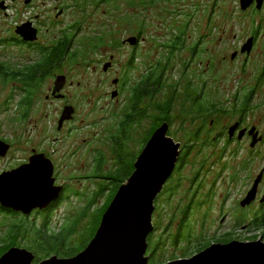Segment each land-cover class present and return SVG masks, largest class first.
Instances as JSON below:
<instances>
[{
    "label": "flooded vegetation",
    "instance_id": "1",
    "mask_svg": "<svg viewBox=\"0 0 264 264\" xmlns=\"http://www.w3.org/2000/svg\"><path fill=\"white\" fill-rule=\"evenodd\" d=\"M202 1L0 0V53L8 49L19 60L20 56L24 60L22 65L17 62V68L1 62L0 79L17 84L25 92L22 103L27 100L31 105L36 91L53 79L47 101L63 103L56 136L52 138L50 133L45 134L41 148H32L17 164L0 172L4 174L16 170L29 164L33 157L43 155L53 165L54 186L61 189L59 200L44 210H34L30 215L0 205V215L7 214L22 226L25 221L30 223V219L42 218L45 222L40 228L34 227V223L30 224L36 232L43 229L48 231V217L68 197L67 181L99 179L110 181V185L115 187L122 177L130 179L138 158L156 132L165 126L168 128L167 137L180 145V156L174 173L156 203L167 194L170 197L171 192L175 191L171 185L176 175L188 164L189 156L197 150L202 153L211 146L209 142L202 141L204 139L212 138L211 148L219 144V150L227 154H236L237 148L240 149L244 142L252 152H259L264 145V129L252 121L261 114L264 119V0H253L246 8L239 0L236 12L230 11L228 4L221 0ZM100 11L103 17H116L118 22H97ZM198 13L202 14L199 19L196 18ZM73 14L77 18L66 22ZM22 15L25 21L21 22ZM234 16L240 22V34L229 35L218 22H231ZM10 19L12 22H7ZM29 25L37 33L34 42H27L20 35V29ZM154 26H157V32L151 31ZM123 33L125 37L121 36ZM229 41L233 46L228 45ZM62 50H66V53H62ZM76 65L99 76L98 81L91 84L94 88L82 81L76 83L70 80L68 71ZM233 66L238 68L237 75L240 77L235 92L228 91L225 79L222 80V76L227 75L228 67L231 69ZM36 70L41 72V83H37ZM76 84L78 90L86 88L97 91L108 86L107 96L111 101L106 107V114L117 124L115 130L107 131V137L113 143L116 169L105 172L107 155L96 150L90 176L71 177L62 183L59 149L67 128L71 133L75 131L70 124L77 117V108L67 91L73 90ZM122 97L125 99L123 109L119 107ZM63 118L65 120L61 123ZM177 120L183 121L184 127L189 128L181 136L183 140L173 133ZM148 121L152 122L150 129L145 128ZM93 124H98V121L93 120ZM136 126H142L144 137L138 155L129 156L128 144ZM5 142L13 147L8 141ZM34 142L33 137L27 141L28 144ZM67 157L64 156L63 161ZM76 172L83 174L84 171ZM103 173L107 177L101 176ZM261 186H264V177L259 193ZM192 208H185L183 218L190 214ZM239 222L240 215L235 223L239 226ZM181 224L174 236L175 243L176 238H179V243L186 240L183 236L187 228H182L186 224L183 221ZM188 229L190 238L193 232L191 227ZM232 242H240L238 232L223 237L218 235L199 246L211 247ZM195 253L198 254L197 251ZM197 254L186 255L172 262L190 259ZM36 258L34 263L39 264Z\"/></svg>",
    "mask_w": 264,
    "mask_h": 264
},
{
    "label": "rangeland",
    "instance_id": "2",
    "mask_svg": "<svg viewBox=\"0 0 264 264\" xmlns=\"http://www.w3.org/2000/svg\"><path fill=\"white\" fill-rule=\"evenodd\" d=\"M221 1L228 4L230 11H237L239 0ZM196 2L202 3L203 1L196 0ZM99 15L97 22H118L116 17H103L102 11L99 12ZM201 17V13L196 16L197 19ZM76 18L77 15L73 14L66 19V22H71ZM217 18L219 19L220 16ZM22 21H25L24 17ZM7 22H12V19ZM154 23L155 25L158 24V22ZM218 23L224 31H227V34H240V22L236 21L235 16L231 22ZM151 31L157 32V26L151 28ZM121 36L125 37V33ZM228 45L233 46L232 41H229ZM228 50H232V48H228ZM0 54V63L4 62L17 68L18 64L22 65L24 62L22 56L19 60L8 49ZM2 56L4 58H1ZM35 57L38 59V54ZM233 67L231 69L228 67L227 75L222 76V80L225 79L224 83H226L228 91L235 92V86L240 77L237 75L239 74L238 68ZM68 73L71 77L70 80H74L76 83L82 81L90 87L94 86L91 84L96 83L99 77L91 70L88 71L79 65L74 66ZM53 82V79H49L41 90L36 91L34 103L30 110H27L22 103L25 92L17 84L6 83L0 79V139L13 145L7 156L0 159V172L17 164L26 156L27 152H31L32 148H41L42 143L45 142L43 141L46 138L45 134L50 133L52 138L56 136L57 126L63 114V103L47 101V96H50L49 89L52 88ZM85 89L78 90L76 84L73 90L67 91L69 99L77 108V114H75L77 117L75 122L70 124V127L75 128V131L71 133L67 128L66 133L62 136L64 142L59 149L61 153L58 161L59 168L63 172L62 183L71 177L90 176L93 172L96 150L103 151L107 155L108 162L105 172L116 169L112 153L113 143L107 137V131L115 130L117 124L110 120L109 114H106V107L111 101V98L107 96L108 86L97 91ZM121 99L119 107L123 109L125 99L124 97ZM93 120H97L98 124H93ZM252 122L264 129L262 114L258 115L257 119ZM183 123V121L177 120L173 125V133L181 140H183L181 136L189 130L188 126L185 128ZM151 124L152 122L148 121L145 128L150 129ZM65 134L68 135V138H65L67 137ZM131 136L133 138L128 144L127 155L135 156L140 152L141 141L144 137L142 126L134 127ZM31 137L35 138V142L28 144L27 141ZM48 140L50 143V139ZM202 141L209 142V145L212 146V138ZM211 146H208L202 153L197 150L189 156L188 164L176 175L175 181L171 185L175 191L171 192L170 197L167 194L156 203L153 219L156 232L154 231L152 235L147 255L155 256L160 263L166 262L167 264V262L183 258L186 255H193L200 244L204 241H210L218 235L223 237L228 233L238 232L240 242H249L257 236L260 238L256 241L264 242V239L261 238L263 232L254 231L255 226H252L255 215L259 213L260 200L264 196V186H261L256 202L246 209L241 207V203L246 199L255 181L264 170V145L261 146L259 152L254 153L250 150V146L244 142L240 145V149L237 148L236 154L223 153L219 150V144H214L212 148ZM64 156H68L65 161H63ZM76 170L84 172L78 174ZM101 176L107 177V174L103 173ZM67 182L69 186L68 197L48 217L47 233L48 235L59 234L70 229L73 233L67 247L83 248L84 244L88 243L91 238L96 221L100 217L101 208L108 203L110 194L113 193L115 187L110 185L112 182L99 179ZM69 182L71 183L69 184ZM103 189H105L104 193L100 198L98 197L97 205L93 209H89L95 194L103 192L101 191ZM188 206H193V208L188 219L185 220L183 212ZM197 209L198 211H196ZM239 215L238 226L235 221L239 219ZM17 221L7 215H0V247L13 240L11 238L13 227L21 225ZM182 221L185 222L184 224L189 222L188 226L191 227L193 234L188 238L189 229L187 228L183 236L186 240L177 245L174 236L183 225L181 224ZM44 222L42 218L30 219V223H34L33 226L37 228H40ZM77 222L79 224L76 226ZM24 223L23 236L18 239V243L24 247L21 249L30 250L35 243L37 232L33 230L29 221ZM199 240L201 241L198 242ZM157 245L158 248L156 249ZM34 248L36 252L32 250L33 253H37L41 260H46L47 256L37 252L39 251L37 247ZM155 249L156 252H154Z\"/></svg>",
    "mask_w": 264,
    "mask_h": 264
},
{
    "label": "water",
    "instance_id": "3",
    "mask_svg": "<svg viewBox=\"0 0 264 264\" xmlns=\"http://www.w3.org/2000/svg\"><path fill=\"white\" fill-rule=\"evenodd\" d=\"M252 1L242 0L244 8ZM30 28V25L21 28L20 35L25 41L34 42L37 33ZM167 131L165 126L156 132L138 158L133 176L120 187L88 247L75 257L54 256L39 264H150L147 253L149 237L155 231L156 201L174 173L180 156V145L167 137ZM10 148L8 143L0 140V157H6ZM37 160L46 162L43 178L37 177L33 168V162ZM53 173L52 163L40 155L33 157L27 165L0 174V205L25 215L46 209L60 198L61 189L54 186ZM263 177L264 172L241 203L243 209L257 201ZM41 179L43 187L39 186ZM261 204H264V196ZM34 261L33 252L12 248L0 259V264H35ZM168 264H264V242L213 245L190 259Z\"/></svg>",
    "mask_w": 264,
    "mask_h": 264
},
{
    "label": "trees",
    "instance_id": "4",
    "mask_svg": "<svg viewBox=\"0 0 264 264\" xmlns=\"http://www.w3.org/2000/svg\"><path fill=\"white\" fill-rule=\"evenodd\" d=\"M62 53H66V50H62ZM40 73L41 72H39V70H36L35 75L37 76L36 77L37 83H41V80H39ZM24 105L26 106L27 110H30V108L32 107L31 103L27 100L24 101ZM134 170L135 169L133 168L132 173L135 172ZM127 178L128 177H125V176L122 177V181H120L116 184L115 189H114L112 195L110 196L108 203H106L100 210L101 214H100V217L96 221V226L93 230V233L91 234L90 240L88 241V243L84 244L83 248H76V247L68 248L67 247L68 242H69V240L72 236V233H73L70 229H66V230H64V232L59 233V234H51V235H48L47 231H45L43 229V230L37 232L35 243H33V247H31L30 251L35 250L34 247H37V249H39V251H37V252H39L41 255L47 256L46 259L54 257V256H56V257L60 256L59 258H61V257L72 258V257H75L78 254H80L82 251H84L88 247V245L91 243V241L95 238L104 214L107 212L109 206L111 205L112 201L114 200V198H115L117 192L119 191L120 187L128 180ZM104 190L105 189L101 190L103 192H100L91 201L89 209H93L97 205L98 197L100 198L103 195ZM188 217H189V215L187 214V216L184 219L186 220V219H188ZM78 224H79V222H77V224H75V225L77 226ZM188 224H189V222L186 224V226H182V228H189V226H187ZM252 226H255L253 228L254 231H262L263 232V235L261 236V238L264 239V204H262L260 206L259 213L257 215H255L254 222L252 223ZM23 227L24 226H22V224L21 225H15L13 227V230L11 231V238H13V240L5 243L2 247H0V259L12 248H17L18 246H22L21 244L18 243V239L23 236V230H22V229H24ZM188 235H189V232H188ZM259 238L260 237L257 236L255 238L251 239V241L249 240V242H255ZM176 239H177V241L175 244H178L179 238H176ZM151 241H152V236H150V238H149V242H151ZM157 248H158V245H157L156 249ZM208 248H210V245L209 246L201 245V246H199L198 249H196V251L199 254ZM156 249L154 250V252L157 251ZM35 252H36V250H35ZM34 254L37 257L36 263H40L41 261H44V260H41L39 258L37 253H34ZM195 254H197V253H194V255ZM150 262H151L150 264H166V262L160 263L155 258V256H152ZM167 263H169V262H167Z\"/></svg>",
    "mask_w": 264,
    "mask_h": 264
},
{
    "label": "snow or ice",
    "instance_id": "5",
    "mask_svg": "<svg viewBox=\"0 0 264 264\" xmlns=\"http://www.w3.org/2000/svg\"><path fill=\"white\" fill-rule=\"evenodd\" d=\"M155 143L156 142H154V144ZM151 151H152V148L150 147L149 148V152H151ZM46 167H47L46 162H44L42 160H37V161L33 162V168L35 170V173H36L37 177H39V178H43V176L45 174ZM0 180H2V178H0ZM39 186L43 187L42 179H41V183H40Z\"/></svg>",
    "mask_w": 264,
    "mask_h": 264
}]
</instances>
